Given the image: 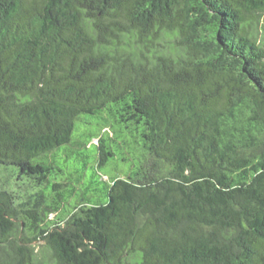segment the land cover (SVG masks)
<instances>
[{
  "label": "trees",
  "instance_id": "16d2710c",
  "mask_svg": "<svg viewBox=\"0 0 264 264\" xmlns=\"http://www.w3.org/2000/svg\"><path fill=\"white\" fill-rule=\"evenodd\" d=\"M0 264H264V0H0Z\"/></svg>",
  "mask_w": 264,
  "mask_h": 264
}]
</instances>
